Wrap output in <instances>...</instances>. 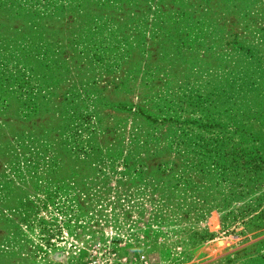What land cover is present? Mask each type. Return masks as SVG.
Returning a JSON list of instances; mask_svg holds the SVG:
<instances>
[{"label": "rangeland", "instance_id": "rangeland-1", "mask_svg": "<svg viewBox=\"0 0 264 264\" xmlns=\"http://www.w3.org/2000/svg\"><path fill=\"white\" fill-rule=\"evenodd\" d=\"M0 264H264V0H0Z\"/></svg>", "mask_w": 264, "mask_h": 264}]
</instances>
